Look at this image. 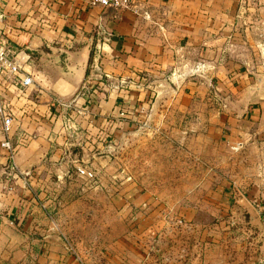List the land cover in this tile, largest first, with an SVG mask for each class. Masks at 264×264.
<instances>
[{
  "label": "crops",
  "instance_id": "obj_1",
  "mask_svg": "<svg viewBox=\"0 0 264 264\" xmlns=\"http://www.w3.org/2000/svg\"><path fill=\"white\" fill-rule=\"evenodd\" d=\"M87 1L0 0V42L21 68L6 86L5 105L16 168L24 173L23 189L9 185L0 192V208H9L0 211V223L25 244L67 241L73 203L58 202L63 215L46 219L54 208L47 173L60 181L70 164L96 170L98 163L109 164L110 148L137 126L160 85L177 87L156 116L188 113L194 90L210 84L213 69L215 87L223 91L208 119L213 124L202 130L224 134L242 154L239 162L252 165L248 187L208 191L216 202L202 214L198 208L205 206L157 205L145 193L129 203L146 214V226L158 225L155 264H163L166 253L169 264H263L264 86L234 57L244 46L237 31L243 0H131L124 9ZM25 75L32 79L27 87L20 83ZM229 194L231 205L225 202ZM16 213L23 216L18 221ZM54 228L58 234L49 232ZM10 238L4 242L13 243Z\"/></svg>",
  "mask_w": 264,
  "mask_h": 264
},
{
  "label": "rangeland",
  "instance_id": "obj_2",
  "mask_svg": "<svg viewBox=\"0 0 264 264\" xmlns=\"http://www.w3.org/2000/svg\"><path fill=\"white\" fill-rule=\"evenodd\" d=\"M240 14L242 20L237 31L241 33L244 46L234 57L243 68L252 71L254 81L264 86V0H243ZM212 70H208L210 84L203 85L202 89L198 84L194 90V108L188 113L181 112L169 118L156 116L157 110L163 107L164 98L177 87L160 85L157 99L149 103L137 126L117 138L110 148L109 164L98 163V170L90 168L95 173L94 181L77 177L72 164L66 166V174H62L60 181L53 172H48L44 184L47 189L51 188L47 199L53 198L54 202L49 209L54 208L45 214L46 219L57 221V208L62 209L58 202L71 200L74 228L66 232L67 241L59 239L49 245L40 241L25 244L18 241L19 235L14 230L11 233L0 223V264H79L74 253L81 264H155L152 238L159 230L158 225L155 228L146 226L149 223V219L143 217L146 214L136 212L135 206L129 203L137 193H145L150 203L173 208L202 205L205 207L198 208L202 214L210 211L216 202V196L208 195V191L225 187L232 193L235 188L248 187L252 165L243 160L239 162L242 154L228 146L224 134L202 130L205 124H213L208 119L220 104L216 94L223 91L220 86L215 87L217 78ZM7 88L0 90L4 104ZM201 93H204L202 98ZM10 127L4 132L0 123V192L8 191L9 185L18 191L24 188L19 177L24 173L16 168V145L11 140ZM4 140L8 141L9 148L1 146ZM225 197V202L231 205V194ZM127 201L129 205L124 207ZM0 203L4 204L5 200L1 198ZM8 209L1 206L0 211L5 213ZM22 217V213H16L13 220ZM58 231L57 228L49 230L56 234ZM11 236L13 243L4 242ZM167 258L166 253L163 264H169Z\"/></svg>",
  "mask_w": 264,
  "mask_h": 264
},
{
  "label": "built area",
  "instance_id": "obj_3",
  "mask_svg": "<svg viewBox=\"0 0 264 264\" xmlns=\"http://www.w3.org/2000/svg\"><path fill=\"white\" fill-rule=\"evenodd\" d=\"M87 4L90 7H102V8H113V9H124L130 6L131 0H88ZM21 71V68L19 66L18 61L13 57L8 49L4 41L0 42V90H2L3 87H6L10 84L11 79L19 76V72ZM20 83L22 86H29L32 83V79L30 76L25 75L23 78H21ZM62 106H67V103H60ZM0 120H1V126L2 130L4 132H7L9 129L12 118L8 114L6 105L2 102L0 99ZM1 146L5 148H9L8 141H2ZM240 146V143L236 144V148ZM73 171L75 175L79 178L88 180V181H94L95 179V173L92 169L87 168L84 165L80 164H74L73 165ZM71 250V248H69ZM74 253V251H72ZM75 259L78 261L79 264H81V261L79 257L74 253ZM264 264V263H263Z\"/></svg>",
  "mask_w": 264,
  "mask_h": 264
},
{
  "label": "water",
  "instance_id": "obj_4",
  "mask_svg": "<svg viewBox=\"0 0 264 264\" xmlns=\"http://www.w3.org/2000/svg\"><path fill=\"white\" fill-rule=\"evenodd\" d=\"M158 97V96H157ZM157 98H155V100H156Z\"/></svg>",
  "mask_w": 264,
  "mask_h": 264
}]
</instances>
